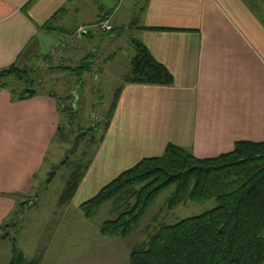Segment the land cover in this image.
I'll return each instance as SVG.
<instances>
[{
    "label": "crops",
    "instance_id": "crops-1",
    "mask_svg": "<svg viewBox=\"0 0 264 264\" xmlns=\"http://www.w3.org/2000/svg\"><path fill=\"white\" fill-rule=\"evenodd\" d=\"M257 1L118 0L121 7L110 12L109 19L116 32L123 31L108 39L124 30L133 35L171 72L174 83L124 84L122 74V84L115 90L123 85L122 92L109 128L96 146L75 197L66 206L58 201V206L66 209L78 200L84 183H110L140 160L162 156L170 144L207 159L230 153L237 142H264V15L257 10ZM122 8L127 12L134 9V13L119 16ZM133 16L142 29L129 28ZM53 17L56 30H41ZM99 17L93 0H0V71L20 63L29 48L42 54L48 36L55 34L68 36L73 44L69 51L66 42L63 53L55 56L56 62H81L91 55L96 71H104L117 56L112 51L100 55L92 46L96 39L104 41L99 30L93 28L86 38H70L78 27H92ZM127 22L130 25L124 27ZM132 57L126 62L128 69ZM114 76L115 69L109 79ZM74 84L71 101L76 103L82 84ZM58 99L63 101L40 92L33 98L13 100L10 89L0 88V227L15 212L18 198L32 193L48 161L59 135ZM94 168L97 174L88 181ZM86 201L78 204L80 211ZM108 211L112 214L111 207ZM79 221V214L69 211L48 216L47 227L39 232L45 233L36 239L33 258L23 252L25 259L40 258L41 264H85L97 247L101 254L104 245H97L95 237L80 241ZM131 249H127L125 263L129 260L130 264ZM78 251L87 257L80 260ZM7 252L9 257H0V264L10 262L12 252Z\"/></svg>",
    "mask_w": 264,
    "mask_h": 264
},
{
    "label": "trees",
    "instance_id": "trees-1",
    "mask_svg": "<svg viewBox=\"0 0 264 264\" xmlns=\"http://www.w3.org/2000/svg\"><path fill=\"white\" fill-rule=\"evenodd\" d=\"M100 13L92 27L86 26L90 29L89 34L81 38L89 37L97 23L109 19V12L103 14V8H100ZM55 19L53 17L41 30L54 32ZM137 24L138 19L135 18L129 28L142 29ZM78 28L71 34V39H81L75 36ZM99 31L107 37L117 33L115 28L110 32ZM56 46L63 51L66 42L61 40ZM131 46L134 55L129 72L123 78L124 84L171 86L174 83L171 72L152 56L144 44L131 37ZM92 66L90 55L75 68L60 66L56 69L75 75V83L79 85L85 73L91 72ZM31 77L30 70L14 64L0 71V88L10 89L13 100L33 98L40 92L33 88ZM10 81L21 84L20 88H11ZM122 86L115 92L107 118L100 120L97 131L91 127L78 129L84 136L91 132L99 133V139L91 138L92 143L99 144L103 140L117 108ZM49 94L55 95L53 92ZM67 98L72 100L73 96ZM68 99H58L61 118H66L69 125H77L78 104L75 101L68 103ZM61 124L58 134H61ZM90 162L85 172L78 168L71 174L60 196L61 206L69 204L75 197ZM67 164L66 158L61 166ZM55 174L56 171L50 174L48 182ZM171 187L175 190L167 202L169 211L189 203L212 200L217 202V206L176 224L161 223L145 242L131 249L130 264H264V142H237L230 153L207 159H199L192 152L170 144L162 156L144 158L122 172L94 197L82 203L80 209L86 219L92 220L105 205L110 204L116 218L105 221L100 234L125 240L138 229L157 197ZM25 204L19 203L17 210ZM18 211L14 215L16 218ZM13 227H16L14 221H5L0 227V238L9 239L12 244V258L8 264H41L40 258L25 259L16 238L9 233Z\"/></svg>",
    "mask_w": 264,
    "mask_h": 264
},
{
    "label": "rangeland",
    "instance_id": "rangeland-1",
    "mask_svg": "<svg viewBox=\"0 0 264 264\" xmlns=\"http://www.w3.org/2000/svg\"><path fill=\"white\" fill-rule=\"evenodd\" d=\"M93 1L97 13L99 14H101L100 8H103V14H105L107 12H113L116 8L120 9L121 7H118V0ZM257 2V10L264 15V0H258ZM106 7L110 8V10ZM119 13V16L123 15L124 17L127 16V14L134 13V9L127 12L125 8H122V12L120 10ZM132 19L134 21L135 17L133 16ZM129 25L130 22H127L124 27ZM122 31L123 28H120L117 30V33L120 34ZM64 36L65 35L62 34L48 36L50 41H48V45L45 46L41 52L44 55L51 52L50 56L42 55L34 47V51L29 48L21 58L20 63L17 65L31 71V79L33 80L31 84H33L34 89H37L39 92H53L59 98L67 101V97H70L74 92L76 77L67 71H61V73L57 72L56 68L65 65L75 68L79 66L80 60L73 59L61 64L59 61L56 62L54 59L55 56L59 57V55L63 53V51L56 46L57 43H60L59 40L61 39L63 42L69 44V48L67 49L69 51L73 45L72 42L69 41V37ZM131 37H133V35H130L124 30V32L115 39L110 38L109 40L107 36H102L104 41L96 39L92 43V46L98 49L100 55L102 53L107 55L112 51L117 58L113 63L109 61L110 64L106 67L104 66V69L102 68L104 71L102 72L96 71V67L92 66L91 72L85 73L83 76V83L80 86L82 87L80 99L76 103L74 100L72 101L76 105L78 104L77 110L79 113V121L77 125H69L66 118H61V134L56 138L51 148V153L48 156V161L39 173V176L36 178L35 187L33 188L32 193L18 198L17 207L21 202H26V204L23 206L21 205V209L19 206V211L17 210L18 208L15 209V212L18 211L17 215H19L17 218L14 217V212L7 220L9 222L14 221L16 227L11 228L9 233L16 238L19 249L22 253L24 252L25 256L29 259L33 258L35 254L33 250H36L34 249L36 248V239L41 238V235L45 233H39L40 230L42 227H47V217L51 216L53 213H63L64 211H69L75 214L78 213L80 219V227L78 226V229L80 230V241L85 243L91 239L94 240L95 237L97 245L98 243H103V252L100 254L102 250L97 247L96 251L91 253V256L86 260L85 264H129V260L125 263L127 249L129 250L137 244L145 242L147 237L152 235L161 223L169 225L176 224L184 219L202 215L217 206V202L212 200L205 203H189L175 211H169L167 208V202L175 190V187H171L163 191L157 197L141 221L138 229L134 231L129 238L123 240L120 238H105L99 233L100 228L105 221L116 218V214H109L108 210L111 207L110 204L102 208L93 220L84 218L82 212L77 208L80 202L95 196V194H97V192L108 183L86 182L81 188L78 200H75L74 203L72 202L66 209L57 205L71 174L78 168H81V171L85 172V167L88 162L93 159L94 153H96V146L98 144L92 143L90 140L93 137H96L95 140L99 139V133L94 134L91 132L90 134H87V136H84L79 133L78 129H88L91 126L92 115H96L100 120H103L104 115L111 105L116 88L122 84V76L124 74L126 75L129 71L126 62L134 55V50L129 44V38ZM55 42L56 44H54ZM52 44H54L53 48ZM101 63L103 62H100V64ZM114 69L116 71V76L109 79ZM96 75L97 80H95ZM108 79L110 80L109 82ZM102 82H107L105 87L100 86ZM10 85L14 88V85L16 84L14 81H10ZM19 85L21 84H18V86ZM98 87H100L99 91L97 90ZM70 101L71 99H68V103ZM98 103L100 104L96 105ZM76 141L78 145L75 149ZM66 158L68 164L61 166V163L65 161ZM54 171H56V174L52 176L51 181L48 182L50 174ZM96 174L97 168H94L88 181H93ZM118 174L119 173H113V176H117ZM13 217L15 219H13ZM44 229L45 228H43V230ZM11 246L12 244L9 239H0V257H2V259L9 257V252L7 251L11 250ZM95 246L96 245L94 244V247ZM79 247L82 249V247L85 246ZM69 249L70 248L66 250V253L70 255L71 253ZM76 252L77 251L74 250V253ZM79 253L80 260H84L88 255L84 251H80ZM83 262L84 261H81L80 264H83Z\"/></svg>",
    "mask_w": 264,
    "mask_h": 264
},
{
    "label": "built area",
    "instance_id": "built-area-1",
    "mask_svg": "<svg viewBox=\"0 0 264 264\" xmlns=\"http://www.w3.org/2000/svg\"><path fill=\"white\" fill-rule=\"evenodd\" d=\"M95 28L98 29V30H101L103 32H110V31L113 30V26L111 24L110 19L102 21L100 23H97L95 25ZM89 32H90V29L88 27L80 26L78 28V30L76 31L75 36L78 37V38H81L83 36H87L89 34ZM99 122H100V119L96 115H92L91 126L90 127L94 131H97Z\"/></svg>",
    "mask_w": 264,
    "mask_h": 264
}]
</instances>
